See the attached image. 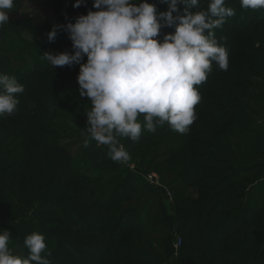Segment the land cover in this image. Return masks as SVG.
Here are the masks:
<instances>
[{
    "label": "rangeland",
    "instance_id": "1",
    "mask_svg": "<svg viewBox=\"0 0 264 264\" xmlns=\"http://www.w3.org/2000/svg\"><path fill=\"white\" fill-rule=\"evenodd\" d=\"M74 3L75 0L67 4L51 3L50 0H14L7 23L11 33L2 40L7 47L1 49L2 57L10 63L9 72L16 77L23 72V65L32 67L33 62L42 64L47 62L42 59L45 52L59 51V47L53 50L50 44L45 45L47 41L40 34L45 27H53L57 22L62 25L74 22L77 11L87 14L89 10H96L92 7V1L84 2L78 8L73 7ZM162 4L156 7L158 13L168 9L166 3ZM60 6L62 10L56 16L55 10ZM179 7L182 10L184 5L180 4ZM194 10L200 11L197 8L192 9L196 12ZM67 14H71L70 17ZM214 30L225 31L226 28ZM174 31L175 27L162 28L159 39ZM253 35L254 40H259L261 44L248 41L246 55L229 60L231 65L226 76H215L213 85L204 91L195 86L202 95L200 102L204 106L196 105L195 113L203 111L218 117V129L214 131L204 120L200 123L201 127L194 128L191 124L188 131L181 134L165 122L163 125L170 130V135L159 139L152 137L153 132L143 129L140 139L135 142L120 138V143L129 153V159L123 163L107 157L106 145L90 140L88 147L84 146L85 139H90L85 113L91 109V105L90 99L81 97L78 91V64L66 66L64 75L55 80L53 93L64 91V96L50 105H44V113L41 111L43 107L32 101H19V105L36 109L32 118L40 121V125L31 128L33 138L25 139L23 143L27 144L24 152L27 157L22 165H12L15 155L10 151L15 142H21L22 138L14 137L13 140L7 137L0 146V229L9 231V248L13 255L28 257L29 250L24 240L37 228L45 240L49 239L47 236H52L56 243H61L55 252L73 257L75 264L96 263L99 260L97 251L105 248L108 233L113 232L116 237L121 232L112 228V217L125 212L128 223L147 216L144 228L116 239L113 247L117 256L103 264H122L124 254L121 253L134 244L164 262L161 237L166 231L163 214H171L175 199H198L199 193L207 197H222L226 194L223 190L212 191L209 188L217 185V180L228 172L230 165L242 168L253 164L257 166L252 175L227 183L224 188L242 191L256 209L264 210V28L253 32ZM215 38L218 43L224 41ZM21 42L25 43V49L18 50ZM66 43L68 47L61 45L60 49L71 52L68 34ZM236 86H246L245 91L239 89L240 92L236 93ZM19 115L23 116L24 113L21 111ZM138 120L143 128V114ZM257 129L263 133L255 131ZM189 130L193 131L192 140L195 143L190 147L187 146ZM43 139L47 140L45 145L59 147L60 151L56 153L50 147L43 148ZM215 148L219 150L218 153L214 152ZM192 150L197 154L195 161H189ZM45 152L58 156L61 161L58 163L54 158L45 162L39 160V155ZM103 156L106 163H103ZM211 157H220L223 162L224 159L228 162L222 166L211 165ZM197 166L203 168L198 177L195 172ZM208 168L217 171L212 172ZM113 208L111 216L103 214ZM91 214L95 216L92 217L95 224V230H91L93 233L86 230ZM262 221L264 223V218ZM263 223L259 224L261 230H264ZM260 233L257 232L258 235ZM92 244L94 250L88 251L84 247L81 259L73 256L75 247H89ZM46 252L47 249L41 256L44 257Z\"/></svg>",
    "mask_w": 264,
    "mask_h": 264
},
{
    "label": "clouds",
    "instance_id": "2",
    "mask_svg": "<svg viewBox=\"0 0 264 264\" xmlns=\"http://www.w3.org/2000/svg\"><path fill=\"white\" fill-rule=\"evenodd\" d=\"M167 11L157 12L147 0H93L87 14L74 22L54 25L50 42L63 28L72 51L45 52L42 59L53 68L79 65L77 82L81 97L90 99L85 113L90 140L108 146L107 157L126 162L129 153L120 138L135 142L143 129L155 132L165 122L184 134L195 121L201 96L195 87L207 79L212 62L221 70L229 66L228 52L215 38L214 29L235 15L225 0H209L207 10L193 12L199 0H161ZM84 0H75L78 8ZM184 7L181 11L179 5ZM14 0H0V28L9 21ZM244 9H264V0H241ZM175 13V15H174ZM175 27L163 39L161 29ZM86 57V61H85ZM24 87L14 76L0 73V116L12 114ZM143 114L144 124L138 117ZM10 233L0 229V264H50L41 253L47 245L42 234L27 235V258L13 255Z\"/></svg>",
    "mask_w": 264,
    "mask_h": 264
},
{
    "label": "trees",
    "instance_id": "3",
    "mask_svg": "<svg viewBox=\"0 0 264 264\" xmlns=\"http://www.w3.org/2000/svg\"><path fill=\"white\" fill-rule=\"evenodd\" d=\"M71 1L73 0H50L51 3L55 2L59 4H67ZM89 1L93 2V0H84V2ZM154 1L157 0H148L150 4H154L156 7L163 6L161 2L155 3ZM208 3L209 0H199L198 6L194 8L201 11L202 8L205 7L207 10ZM225 6L234 9L235 15L226 17L223 25L219 27L223 29L226 28L225 31L214 30V32L216 37L224 40L223 42H219V44L226 48L228 52V60H231L237 56L240 57L246 55L248 52V49H246L247 44L249 45L248 41L256 42V40H254L253 32L260 31V29L264 28V9H244L241 7V0H225ZM60 10H62L61 6L58 10H55L54 14L56 16L59 15ZM70 15L71 14H67L66 16L70 17ZM78 15H80V12L77 11L74 13V17H77ZM71 18L73 17L71 16ZM57 25L62 24L57 22ZM52 28L53 27L48 26L40 32L45 41H47L45 45L50 44L49 46L53 50H57L59 47V51L57 52H63L64 50H61L60 46L64 45L68 47V43H66L67 33L63 30V28H59L57 30L56 39L50 42L47 34L52 30ZM9 29L10 26L7 24H5L3 28H0V73L15 77L12 72L8 71V64H10L9 61L2 57L3 52L1 54V49L7 47L2 43V40L10 35L11 32ZM13 29L16 30V27L13 26ZM18 29H20V27ZM159 37H162V34H160L157 39H159ZM256 43L261 44L259 40H257ZM23 44L25 43H19L18 50L25 49V45ZM262 63L264 65V61ZM32 65V67L27 66V64L23 65L21 67L23 72L15 77L24 87V91L17 94V98L19 101L23 102H34V104L43 107L41 111L44 113L47 105H50L54 100L64 96V91L59 92L58 94L53 93L54 91L52 87L55 80H59V76L62 77L64 75L66 66L53 68L48 62H44L42 64L33 62ZM230 65L231 64H229L228 69L224 71L221 70L215 62H212L211 71L207 74V79L203 82V84L201 83L197 85V87L201 88V91L208 89L209 86L213 85L215 76L219 77L218 75L220 74L226 76ZM237 80L241 81V78H238ZM244 83L248 84L246 82ZM245 84H243V86ZM245 87L241 88L236 86V93H239L240 90L243 91ZM197 105L204 108L202 101ZM21 111L24 113L23 116L19 115ZM35 111L36 109L28 108L25 104H18L16 110L12 114H4L0 116V146L6 141L5 138L7 137L13 138V140L14 137L22 138V141L18 143L15 142V145L10 150L11 152L13 151L15 155L12 165H22L27 157L24 155L27 144L23 143H25V139L33 138L31 136L34 133L31 128H37L38 125H40V121L32 118ZM196 117L197 122L194 121L192 123L194 128L201 127L200 123L205 120L209 122V126L214 131L218 129V126L216 127V118L218 119V117H214L208 112L205 113L203 111L196 113ZM41 124H43V122ZM255 131L263 133L259 129ZM168 135H170V130L163 124L157 125L156 131L152 133V137L155 139ZM193 136V131L189 130V140H187V146L189 147L195 145L192 140ZM43 141V148L44 146L45 148L50 147L57 151L56 153L60 151L59 147L47 146L45 145L47 140L45 141L43 139ZM10 143L14 144L13 141ZM196 148L198 149V145H196ZM196 148H194V150ZM194 150L189 153V161L196 160L197 154L194 153ZM218 151L219 150L215 148L214 152L218 153ZM39 158V160L43 162L47 160L49 161L52 158H54L58 163L61 161L58 156L48 152L39 155ZM102 159L103 163H106V157L103 156ZM220 159V157H211L209 158V163L211 165L222 166L228 162L226 159H224L225 162ZM256 167L257 166H254V164L243 168L242 166L230 165L228 172L226 174L223 173L224 175L217 180V185L209 188L212 191H217L218 189V191L223 190L226 194L222 197H207L199 193L198 196H200L198 199L185 197L174 200L171 214H163V223L166 231L165 235L161 237V241L163 243L162 256L165 259L164 262L154 258L151 253L134 244L128 251L121 253V255L124 254L121 258V263L264 264V230H261L259 226V224L263 223L262 219L264 218V210L261 208L256 209L253 202H251L250 199L245 198L242 191H231L229 188H224V185L227 183L240 181L244 176L252 175ZM207 170L212 172L217 171L214 168H208ZM195 172L198 177L203 172V168H199L197 166ZM64 176H66V174ZM252 184L253 183H251V185ZM113 212L114 208L106 213L103 212V214L111 216ZM126 215L127 214L125 212H122L117 217H112V220L114 221L112 228L117 230L119 229L121 232L116 237L113 236V232L112 234L109 232L110 234L108 233V236H106L107 242L105 248H103L101 252L97 251L96 255L99 257L98 262L91 263L90 261L89 264H103L111 257L117 256V253L114 252V241L121 238L125 234L131 233L132 231H139L141 228H144V220H146L147 216H145L143 220L139 219V221L137 220L133 223H128L126 222ZM92 217L95 216H93V214L90 215V225H88V228L86 229L88 231L90 230V232H92L91 230H95V224ZM259 231L261 233L258 235L257 232ZM33 232L41 234L37 228H35ZM47 237H49V239L45 240L47 252L43 258H47L50 261V264H75L73 262V257H69L65 253L55 252L57 247H61V243H56L55 238L52 236ZM178 239H180L181 242L180 247L175 249L174 246ZM93 245L94 244L89 247L87 245H83V248H81V246L80 248L75 247L73 256L79 259L82 257L81 255L84 251V247L88 251L94 250ZM87 257L89 258V256Z\"/></svg>",
    "mask_w": 264,
    "mask_h": 264
},
{
    "label": "built area",
    "instance_id": "4",
    "mask_svg": "<svg viewBox=\"0 0 264 264\" xmlns=\"http://www.w3.org/2000/svg\"><path fill=\"white\" fill-rule=\"evenodd\" d=\"M180 239L177 240L176 244H175V249H177L178 247H180Z\"/></svg>",
    "mask_w": 264,
    "mask_h": 264
}]
</instances>
